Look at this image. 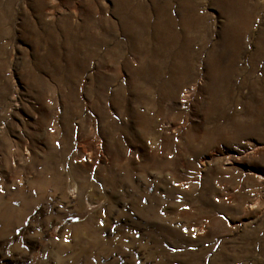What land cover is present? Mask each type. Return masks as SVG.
I'll list each match as a JSON object with an SVG mask.
<instances>
[{
	"label": "rangeland",
	"instance_id": "1",
	"mask_svg": "<svg viewBox=\"0 0 264 264\" xmlns=\"http://www.w3.org/2000/svg\"><path fill=\"white\" fill-rule=\"evenodd\" d=\"M0 264H264V0H0Z\"/></svg>",
	"mask_w": 264,
	"mask_h": 264
}]
</instances>
